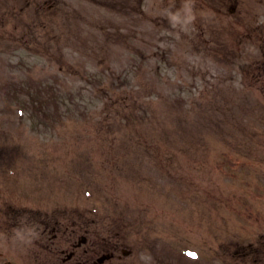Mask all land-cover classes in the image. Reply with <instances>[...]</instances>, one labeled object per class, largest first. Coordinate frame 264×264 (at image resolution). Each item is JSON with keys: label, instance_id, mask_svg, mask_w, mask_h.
<instances>
[{"label": "rangeland", "instance_id": "rangeland-1", "mask_svg": "<svg viewBox=\"0 0 264 264\" xmlns=\"http://www.w3.org/2000/svg\"><path fill=\"white\" fill-rule=\"evenodd\" d=\"M184 2L0 0V264H264V0Z\"/></svg>", "mask_w": 264, "mask_h": 264}, {"label": "clouds", "instance_id": "clouds-1", "mask_svg": "<svg viewBox=\"0 0 264 264\" xmlns=\"http://www.w3.org/2000/svg\"><path fill=\"white\" fill-rule=\"evenodd\" d=\"M197 19L195 0H185L181 8L172 12L169 17V24L172 28H185ZM38 237V232L34 225H24L14 229L13 239L20 244L30 245ZM7 243V238H4Z\"/></svg>", "mask_w": 264, "mask_h": 264}, {"label": "flooded vegetation", "instance_id": "flooded-vegetation-1", "mask_svg": "<svg viewBox=\"0 0 264 264\" xmlns=\"http://www.w3.org/2000/svg\"><path fill=\"white\" fill-rule=\"evenodd\" d=\"M78 235L75 236V232L70 233V235H72V237L67 238L66 241H61V243H68L70 244L68 249H73L68 252L67 249H62L61 252L62 254H66L68 256V258L63 259V263L64 264H96L95 260H97V257H95V255H90V252H92L93 249L91 250H86L84 251V257H82L80 255V260L77 259L78 254L81 251L82 248V244L79 245V241L80 243L84 242V244L88 243V239H84V238H80L79 239V232H77ZM48 235H51L53 238L51 240H55L54 242H57L58 240V236H59V232L57 231L56 228H54L50 233H48ZM94 245V244H93ZM62 246H66V245H62ZM80 246V247H79ZM69 254H68V253ZM83 259V260H82Z\"/></svg>", "mask_w": 264, "mask_h": 264}]
</instances>
